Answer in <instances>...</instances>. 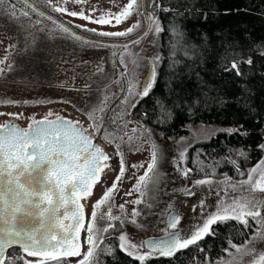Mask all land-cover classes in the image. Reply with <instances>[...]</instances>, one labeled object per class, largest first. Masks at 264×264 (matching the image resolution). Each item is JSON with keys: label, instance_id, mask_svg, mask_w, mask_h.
I'll return each mask as SVG.
<instances>
[{"label": "snow or ice", "instance_id": "snow-or-ice-1", "mask_svg": "<svg viewBox=\"0 0 264 264\" xmlns=\"http://www.w3.org/2000/svg\"><path fill=\"white\" fill-rule=\"evenodd\" d=\"M68 3L85 5L88 0H65V6H61L56 0H44L49 13L66 14L69 17L79 18L100 26H120L134 13L140 17L133 25L120 31H104L80 25L61 24L64 33L95 50L109 48L130 50L140 45L150 34H160L163 31V26L158 22V13L171 11L170 8L161 7L158 0H128L125 5L121 6L120 11L101 12L99 15L96 14L98 9L95 6H91L90 11L83 8L76 11L70 10L66 6ZM25 6L41 17L46 16L45 11L29 4L28 0H25ZM188 14L185 13V15ZM196 14L207 18V14L199 12ZM24 15L28 16L29 13L24 11ZM46 18L53 20L50 14ZM36 23L39 24L40 21L37 20ZM72 28H79L81 32L90 33L91 38H85L77 32L70 31ZM118 38L126 39L121 42ZM261 46L264 47V44ZM132 54L135 55V53ZM116 55L117 53H113V57ZM159 60L160 57L155 56L150 61V70L139 91L133 93L132 88L128 87L125 92L122 88L119 103L104 109L105 113L111 111L112 115L102 116L100 120L93 119L88 127H83L79 122L65 119L60 115H55L54 119H50L52 113L46 114L40 120L32 119L26 128L18 127L14 123H0V220L7 225V227L0 228V264H66V261L71 258H78L76 264H99L97 259L99 255H115L117 250L129 257L134 264H151L157 259L176 260L178 253L191 247H196L198 253H206L208 250L201 245V242L208 237H216L218 234L216 226L226 225L229 221H235L241 225L242 231L250 230L257 236H264V213H262L264 199L233 196L230 200H226L221 195V192H227L228 188L235 191L237 188L244 189L245 187L252 193L264 194V157L245 170L240 161L250 159V153L248 148L240 146L234 149L235 155L229 153L223 163L231 165L236 176H246V179H235L228 173H220L217 168L219 180L215 179L211 172H207L206 178L197 179L192 186L184 189L185 195H193L192 187L207 186L209 194L214 192L216 195L214 206L209 205L203 199L191 206L192 212L195 214L199 211L200 217L188 234L176 231L166 233L167 239H149L136 243L131 241L121 229V233L114 237L117 245L107 253L101 251L105 242L104 234L116 229L114 222L118 221L120 225H123L127 221L123 216L114 215L109 208L107 226L102 230L98 229L97 221L104 220L105 216L103 214L98 216L97 209L115 200L125 180L131 183V187L123 191L125 197L139 193L141 185L149 174H155L162 154L157 152V142L153 139L155 134L141 122L146 133L145 139L151 148L146 170L143 175L137 176L138 170L145 166L144 162H134L128 165L123 158V153L117 151V167L111 163L113 157L94 143V138L109 122L118 128H125L130 123L125 120V117L131 115L138 107L140 100L150 96L155 87L157 80L155 64ZM246 62L249 65L252 64L251 59ZM0 63L4 62L0 61ZM125 63V57L121 56L119 64ZM112 67L116 69L117 63H113ZM230 67L236 70L238 76L243 75L237 63H231ZM7 68L11 70L12 65H7ZM2 71L4 69L0 68V72ZM102 103L107 104V99ZM244 103L246 104L247 101L245 100ZM199 105V99L192 103L187 101L177 103L171 110V117L174 119L178 115L177 110H180L188 118H192L199 111ZM120 109H123V116L117 114ZM0 115H8L12 118L19 116L18 113H0ZM88 115L92 118L91 111H88ZM143 115L146 119L148 113L145 112ZM156 123L164 127L162 120L157 119ZM181 127L184 128L185 125L181 123ZM131 131L136 132L137 128L133 127ZM220 132L230 137L246 138L251 135L242 124L223 128ZM164 138L161 133V139ZM167 139H172V137H167ZM260 140V143L248 147H254L264 153V135L260 137ZM180 142H183V138ZM120 147L119 144L116 145L117 149ZM188 154L189 149L186 148L179 151L178 156L171 157L173 169L178 171L184 179H188L195 172L194 168L188 167L189 161L186 158ZM200 154L205 153L201 151ZM216 159L220 158L216 157ZM213 166L216 167L215 161H213ZM109 168L116 175L111 182L105 185L101 197L92 205L91 218L85 223V208L81 201L94 194L92 191L94 186L101 182L100 177ZM128 171H131L132 175H128ZM33 172L36 173L35 176ZM254 174H258L259 179L254 180ZM222 184L227 185V188L221 189ZM127 203L139 205L141 201L139 199L128 200ZM125 206V203H120L118 208L123 212ZM17 214H22L25 219L37 217L39 226L31 231L16 230L13 225ZM139 215L140 213L134 208L131 216L138 217ZM180 219L179 216L173 217V222L169 223L168 227L173 230L177 229ZM131 222L135 224L136 220L133 219ZM82 230L87 233L83 240V243L87 245L86 251L82 250L80 243ZM245 238L250 237L246 235ZM228 243L237 251L240 250L235 243L231 241ZM16 246L25 254L24 257L9 259L10 250ZM196 260H200V264H205V260L207 264H214L210 253L204 260L196 256L192 264H196ZM251 264H264V251H261L258 260H253Z\"/></svg>", "mask_w": 264, "mask_h": 264}, {"label": "rangeland", "instance_id": "rangeland-1", "mask_svg": "<svg viewBox=\"0 0 264 264\" xmlns=\"http://www.w3.org/2000/svg\"><path fill=\"white\" fill-rule=\"evenodd\" d=\"M29 1L41 7L40 9H46L44 0ZM56 2L65 6V0H56ZM127 2L128 0H88L85 5L68 3L66 6L76 11L82 8L90 11L91 6H95L98 9L96 14L99 15L101 12H118ZM24 10L26 11V6L22 0H11V2L0 0V61L4 62L0 63V68L4 69L0 72V113L19 114L16 118L0 115V123L8 120L24 127L30 120L43 119L46 114L52 113L53 115L49 118L60 115L79 122L83 127H88L93 119L100 120L102 116L112 115L111 111L105 113L104 109L119 103L122 88L125 92L128 87L132 88L133 93L139 91L142 78L147 71L148 60L151 61L155 56H159L155 46L157 36L155 33L150 34L140 45L130 50L119 48L95 50L64 33L61 26L39 16L38 13H33L31 8L27 9L28 16L24 15ZM52 14L62 22L64 21L66 25H80L104 31L124 30L140 19L134 13L120 26L111 27L93 24L66 14ZM37 20L40 21L39 24L36 23ZM72 29L91 38L90 33L81 32L79 28ZM113 53L117 55L113 57ZM121 56L125 57V64H119ZM113 63H117L116 69H113ZM7 65H12L11 70L7 68ZM105 99L107 104L102 103ZM86 109L92 112V118L89 117ZM117 114L123 116V109H120ZM125 120L130 121L125 128H118L109 122L102 132L97 134L95 140L110 157H113L111 163L117 167V151L123 153V158L128 165L144 162L145 166L136 173L137 176L143 175L147 160L150 158L151 145L145 139L146 133L140 122L131 118L130 115L125 117ZM133 127L137 128L136 132L131 131ZM148 128L155 134L153 139L157 142V152L162 154L155 174L150 173L141 185L140 192L131 197H125L123 194L125 189L131 187V183L125 180L115 200L97 209L98 216L101 214L105 216L104 220L97 221L98 229L102 230L107 226V213L111 208L114 215L123 216L127 222L123 225H120L118 221L114 222L116 228L118 226L120 229L110 231L107 235L118 236L122 229L128 238L136 243H140L147 236L165 233L168 230L165 218L170 211L181 218L176 230L186 235L200 217L199 211L194 214L191 206L201 199L214 206L216 195L214 192L209 194L207 186L192 187L194 194L185 195L184 189L192 186L197 179H184L178 171L173 169L171 157L178 156L179 151L188 148L192 143L206 140L227 127L216 124H188V132L172 141H164L155 129ZM181 138L183 142H180ZM117 144L121 146L120 149L116 148ZM127 174L132 175V172L128 171ZM115 175L111 168L107 169L100 177L101 182L94 186L92 190L94 194L82 201L85 208V223L91 218L92 205L101 197L105 185L111 182ZM219 178L215 179L219 180ZM246 178L245 176L238 179ZM255 179H259L258 174H254ZM224 188H227V185L222 184L221 189ZM221 195L226 200H230L233 196L264 199V194L252 193L247 190V187L237 188L235 191L228 188L227 192L222 191ZM136 199L141 201L139 205L127 203L128 200ZM120 203L126 204L123 212L118 208ZM134 208L140 213L138 217L131 216ZM133 219L136 220L135 224L131 222ZM248 232L250 238L236 244L239 251L228 244L224 252L213 259L214 264H251L253 260H258L260 252L264 251V236H257L250 230ZM86 235V231L82 230L80 243L84 251L87 248V245L83 243ZM24 255L21 251L15 252L9 255V259L24 257ZM77 259L71 258L68 263L76 264ZM205 264H207L206 261Z\"/></svg>", "mask_w": 264, "mask_h": 264}, {"label": "trees", "instance_id": "trees-1", "mask_svg": "<svg viewBox=\"0 0 264 264\" xmlns=\"http://www.w3.org/2000/svg\"><path fill=\"white\" fill-rule=\"evenodd\" d=\"M158 2L171 11L158 13L163 31L157 34L155 42L160 57L155 66L157 80L150 96L140 100L130 116L155 129L160 136L163 133L164 141L186 134L188 124L201 121L226 127L244 125L251 133L248 137H230L218 131L219 135L215 133L206 140L192 143L187 148L189 154L186 157L188 167L195 169L188 179L206 178L207 172L219 178L217 168L220 173L241 178L236 176L231 165L223 162L229 153L235 155L234 149L240 146L248 148L250 153V159L240 161L245 170L262 156L260 151L248 146L260 143V137L264 135V47L261 46L264 44V0ZM197 12L207 14V18ZM249 59L251 65L246 62ZM233 62L239 65L243 75L238 76L236 70L231 69ZM197 99L200 105L194 117L188 118L180 110L174 119L171 117V110L177 103H192ZM145 112L148 113L146 119ZM157 119L163 121V128L157 125ZM201 151L205 154L201 155ZM118 229L117 226L116 231ZM241 229L242 226L235 221L218 225L216 237L201 242L208 250L206 253H198L196 247H191L178 253L176 260L157 259L151 264H192L196 256L204 260L209 253L213 260L224 252L229 241L237 244L246 239L249 232ZM114 237L116 234H104L102 252L107 253L117 245ZM15 252L20 250L13 248L9 255ZM97 258L100 264H134L118 250L115 255H99Z\"/></svg>", "mask_w": 264, "mask_h": 264}, {"label": "water", "instance_id": "water-1", "mask_svg": "<svg viewBox=\"0 0 264 264\" xmlns=\"http://www.w3.org/2000/svg\"><path fill=\"white\" fill-rule=\"evenodd\" d=\"M22 1L25 3V0H22ZM28 3H29V4H32V5H34V6H36L34 3H32V2L29 1V0H28ZM36 7H37V6H36ZM37 8L40 9L39 7H37ZM27 9H29V7H26V11H27ZM40 10H41V11H44L43 9H40ZM24 11H25V10H24ZM48 14H49V13L46 12V16H45V18L47 17ZM50 15H51V14H50ZM51 16H52V15H51ZM52 17H53V20H54L55 22H53V20H50V21H52L53 23L57 24L58 26H61V24L64 23V22H62L61 20L57 19L56 17H54V16H52ZM145 22H146V21H145ZM64 24H65V23H64ZM65 26H66V24H65ZM70 31L77 32V31H75V30H73V29H70ZM77 33H79V32H77ZM79 34H80V33H79ZM80 35H82V36L85 37V38H90V37H87V36H85V35H83V34H80ZM134 36H135V35H134ZM120 41L122 42L123 40H120ZM149 70H150V61L148 60L147 71L145 72V74H144V76H143V78H142L141 86H142V84H143V82H144L146 76L148 75ZM38 120H40V119H38ZM94 143L98 144L96 141H94ZM98 145H99V144H98ZM30 151H31V150L29 149V152H30ZM35 175H36V173L33 172V176H35ZM70 207H71V206H70ZM175 216H176V213H174V212H172V211H170V212H168V213L166 214L165 223H166L167 226L169 225V223L173 222V217H175ZM13 226L15 227L16 230L24 229V230H26V231H31L33 228H36V227L39 226V224H38V218L33 216V217H27V218L25 219V218H23L22 214H17V216H16V222H15V224H14ZM4 227H7V225H5L4 222H3L2 220H0V228H4ZM176 231H178V230L170 231V232H168V233H174V232H176ZM167 238H168V237H167V235H166V233H165V234L156 235V236H147V237H145V238L143 239V241H147V240H149V239H167ZM14 248H18V249L21 251V249H20L18 246L14 247ZM21 252H22V251H21Z\"/></svg>", "mask_w": 264, "mask_h": 264}, {"label": "flooded vegetation", "instance_id": "flooded-vegetation-1", "mask_svg": "<svg viewBox=\"0 0 264 264\" xmlns=\"http://www.w3.org/2000/svg\"><path fill=\"white\" fill-rule=\"evenodd\" d=\"M55 117H52V118H50V119H54ZM65 119H67V118H65ZM74 121V120H73ZM5 122H8V123H14V124H16L18 127H21V128H26L28 125H26V126H20L19 124H17L16 122H14V121H8V120H6V121H4L3 123H5ZM31 122V120L29 121V123ZM74 122H77V121H74ZM28 123V124H29ZM94 141H96L95 140V138H94ZM83 201V200H82ZM81 201V203H82V205H83V202ZM168 227V226H167ZM176 230V229H175ZM170 231H174L173 229H170L169 227H168V230L165 232V233H168V232H170ZM165 233H162V234H165Z\"/></svg>", "mask_w": 264, "mask_h": 264}]
</instances>
